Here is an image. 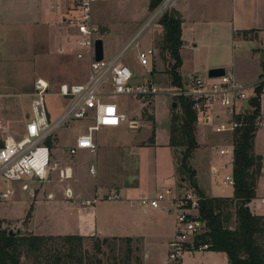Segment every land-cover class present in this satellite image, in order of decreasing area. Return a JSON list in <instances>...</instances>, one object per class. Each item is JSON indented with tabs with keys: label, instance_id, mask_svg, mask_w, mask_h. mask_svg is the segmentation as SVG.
<instances>
[{
	"label": "rangeland",
	"instance_id": "obj_1",
	"mask_svg": "<svg viewBox=\"0 0 264 264\" xmlns=\"http://www.w3.org/2000/svg\"><path fill=\"white\" fill-rule=\"evenodd\" d=\"M96 1L94 19L100 27L98 36L104 41L105 58L113 60L121 51L127 49L123 63L133 70V83L154 82L160 92L150 100L125 96L110 99L123 108L128 123L117 129H102L100 133L107 132L109 136L107 139L111 141L105 152L94 155L84 151L78 152L75 156L65 155L66 147L75 143L74 141L83 133L84 128L92 123L91 120L72 122L66 128L60 129L48 141L52 160L56 162L57 167L50 178L51 183L49 178L46 181L35 180L30 183L28 189H24L28 180L14 181L9 184L0 182L1 191L11 189L15 193L10 199H0V228L2 230L16 232L19 227L16 224L17 219L25 217L23 227L20 229L23 234L33 235L28 232L27 223L31 217L42 221L46 213H51L48 221L52 223L53 221H70L69 213L65 212L64 207L75 203L61 198L64 195L63 188L67 185L76 187L85 185V183H94L98 176H92L89 173L92 160L98 161L97 165L103 161L105 176L109 180L136 186L138 184V189H141L147 197H155L166 191L173 192L174 196L186 195L188 191L197 193L192 189L188 179L185 184L189 190H178L177 187L178 184L183 186L181 180L185 178L182 177L179 170L181 156L171 145L169 126L174 112L180 114L182 106L179 99L171 94L176 88L172 87L168 74L171 59L167 53L160 52L163 36H158V31L153 34L162 15L172 9L171 0L165 1L154 11L148 10L149 0ZM32 9V0H0V21L27 23L29 13H33ZM161 10L163 12L159 16L160 18L155 19L146 30L139 33L150 22L152 16ZM57 21L60 19L58 18ZM53 22L56 23V21ZM67 26L73 28L70 25ZM202 27L200 24L195 27L199 28L198 31L195 30V34L200 38V48L194 52L186 50L182 53L185 67L206 58L223 57L228 61V74L245 87L249 100L253 98L258 83L264 82V79L259 77L262 73L260 57L264 56V50L255 55L252 50L255 49V44L244 42L245 35L242 32L238 34L241 41L233 37L228 22L223 21L222 29L219 28L223 35L215 40L209 39ZM54 29L55 27L52 28V30ZM187 29L189 32L186 31V38L189 39V36L193 35L194 29L190 27ZM47 32L31 25L0 28V95L8 97L0 100V146L3 145V141L7 137H14L16 140L24 138V124L32 116L30 107L33 98L32 92L38 78L49 80L53 92L58 91V86L62 83L82 84L87 78L88 62L78 61L66 49L64 51L59 49L63 45L56 32H50L51 42H44L43 35H46ZM248 37L252 39L259 37L260 39L262 35L252 33L248 34L245 39ZM135 40H137V45L136 42L131 45L130 43ZM149 49H153L155 55L151 57L149 66L142 67L138 62V55L140 51ZM231 66L234 68V73H232ZM206 75L204 73L198 77L204 78ZM174 102H176L177 108H173ZM261 102L254 151L255 154L264 157V93L261 96ZM65 104H67L66 99L55 94L47 95L45 107L49 112L51 122H55L59 118L58 115L65 108ZM242 107L243 102H240L237 108L240 115L251 112L250 107L246 108L244 105L243 110ZM209 109H213V112L208 113L209 120L202 118L198 120L196 138L199 146L194 151L190 163L193 169L200 173L199 183L212 196H233V186L224 185V177L233 174V161L226 170H219L221 165L231 161L233 157L229 155L226 156L227 158H222L218 154L219 148L231 147L234 144L233 134L231 132H216V128L228 121L231 116L228 115L225 108L216 106V108L209 107ZM144 110H146V114H144ZM215 115H219V117L217 118ZM149 118L153 120H149ZM138 143L150 146H137ZM124 144L135 146V149L128 152ZM210 161L212 162L210 163ZM68 166L73 169V178L63 179L60 173ZM213 167L217 168L216 172L213 171ZM262 172L257 185L256 200L250 205L258 215L264 213V205L261 204V199L264 198V162ZM33 188L34 191H31ZM52 189H58L59 195H57V199L48 201L47 193ZM67 190L65 191L66 196L73 198V195L72 197L67 195ZM173 195L169 198L172 199ZM162 205L166 206L169 203ZM169 207L173 211V214L169 216L161 212V209L160 212L157 211L159 215L156 213L144 214L139 211L140 215L138 214L137 219L140 225L136 224V227L131 231V237L140 239H133L131 248L124 238H107L108 241H104V238L88 237L83 240L82 251L79 250L76 257L82 258L81 264H128V261L132 264H145L143 262V245L145 252L149 253V258L145 259L147 264H163L166 246L161 245V247L158 244L162 238L168 237L172 232L177 214L174 204L171 203ZM10 223L14 225L10 226ZM262 240L264 241V238ZM97 246L101 247V252L96 251ZM129 249L132 250L130 259ZM22 252V263L37 264L35 257L29 255L26 248H22ZM183 261L184 264H229L227 254L216 251L186 254ZM71 264H76V262L72 261Z\"/></svg>",
	"mask_w": 264,
	"mask_h": 264
},
{
	"label": "built area",
	"instance_id": "obj_2",
	"mask_svg": "<svg viewBox=\"0 0 264 264\" xmlns=\"http://www.w3.org/2000/svg\"><path fill=\"white\" fill-rule=\"evenodd\" d=\"M72 3V16L69 23L75 26L79 36L75 41L76 57L78 60L88 62L87 78L82 84H61L58 91L53 92L50 83L43 79H37L34 84L33 98L31 100L32 116L26 123V132L22 140L7 137L0 146V182L5 184L14 181H46L49 171L52 169V152L48 140L72 122L92 119L93 125L87 133L76 139V145L68 150L69 155H76L79 151L87 150L90 153L98 151V144L94 141L93 133L103 128H118L127 121V116L121 111L119 105L109 101L110 98L125 96L150 100L160 92L154 82L133 83L134 72L123 63L126 50L113 60L96 61L95 47L99 38L100 27L94 19V7L96 0H69ZM165 10V8H164ZM163 11L155 13L139 33L146 30L150 23L160 18ZM137 40L131 42L133 45ZM130 45V46H131ZM155 55L153 49L140 51L138 62L142 67L150 65L151 57ZM185 86V85H184ZM49 94H55L67 100L66 108L62 115L55 121H50L49 112L45 107V98ZM174 96L191 98L195 104L198 120H209V112H213L216 106L225 108L231 118L216 128L217 133L234 132L244 125L243 120H237L240 114L237 111L240 102L248 101L245 87L238 83L228 72L218 79L206 77L190 78L189 84L184 89H175ZM242 107V110H243ZM217 118L219 115H215ZM221 157L232 155V160L222 166L226 169L234 162V144L231 147L219 148ZM95 166L90 167V173L95 174ZM72 170L61 171L64 179L71 178ZM224 184L234 185V175L224 177ZM28 189V185L24 186ZM11 189L0 190V199H10L14 195ZM173 192L159 193L154 198H141L139 203L144 208L161 209L163 203L171 202L177 209L175 219V234L169 242V251L166 264H184L186 254L206 252L211 244L197 243L199 236L204 233L205 226L199 221V203L201 197L193 191L186 195L174 196ZM67 195L72 197L70 190ZM172 199L169 196H172ZM109 200H119L120 196H107ZM97 199L87 200L85 205L91 206ZM264 205V199H261Z\"/></svg>",
	"mask_w": 264,
	"mask_h": 264
},
{
	"label": "crops",
	"instance_id": "obj_3",
	"mask_svg": "<svg viewBox=\"0 0 264 264\" xmlns=\"http://www.w3.org/2000/svg\"><path fill=\"white\" fill-rule=\"evenodd\" d=\"M34 2L32 0L33 13H29V17H28L29 21L27 23L16 22V21H10V22L0 21V28L11 27L15 25L16 26L31 25L35 28H42L44 29V31L46 32L48 31L46 35L45 34L43 35L44 42H48V41L51 42L52 37L50 32L52 31L56 32L60 37L61 44L63 45L59 49H62L63 51L66 49V51H68L70 54H73L74 57H76L75 41L79 36H77L78 33L76 27L72 26L69 23V17L72 16L73 13L71 7L72 3L69 0H35ZM171 7L172 9L179 12V14L182 16L183 19L182 34H183L184 46L181 49V55L183 60L181 73L185 79L187 78V76L193 78L204 75V73L207 74V71L210 68L224 67L227 69V72L229 69L228 61L224 60L223 57L206 58L203 61H195L194 64L185 67L182 53L186 50H191L194 52V50L199 49L201 46L199 40L200 38L199 36H197V34H195V30L196 29L197 31L199 30V28H195V27H198L199 24L200 26L201 25L203 26L202 30L205 31L208 38L213 40L223 35L222 31L219 30V28L222 29L221 27L223 25V21L228 22L230 24L231 33H233V37L239 39L240 41L242 39L238 37V34H240L242 31H253L254 32L253 34L255 35L257 34L259 36L262 35V37L260 39L259 37L258 39L243 38L244 39L243 41L252 45L255 44V49H252L255 55L261 53L264 50V0H171ZM58 18L60 19V21H57ZM53 21H56V23ZM67 25H70L73 28H69ZM53 27H55L54 30H52ZM188 27L194 29L193 35H190L189 39L186 38V31L189 32L187 29ZM156 28L157 29L153 31V34H155L154 33L155 31H158L159 32L158 36L164 37L165 34L163 31V27L159 24ZM258 43L260 46L257 45ZM262 59H264L263 55H261L260 57V64ZM231 69H232V73H234L233 66H231ZM38 79H43V78L40 77ZM46 81L49 82V80ZM67 84H72V83H67ZM50 87H51V83H50ZM33 92H32V96H33ZM3 96L4 95H0L1 101L2 98H8ZM119 107L121 111L124 113L123 108L120 105ZM65 108L60 113V115H58L59 117L62 115ZM88 119L91 120L92 123L88 125L86 128H84L83 133L80 134L78 137L87 133L88 128L93 125L92 119L90 118ZM27 121L24 124L25 132H26ZM126 123H128V121H126L122 125ZM101 131L93 133L94 141H96V143L98 144V151L96 153H90L87 150L84 151H87L90 154L95 155L108 150V146L110 145L111 141L108 140L109 136L107 132L100 133ZM74 142H75L74 144L66 147L65 155L68 154V150L70 147L76 145L77 141L75 140ZM137 146L146 147L150 145L149 144L146 145L145 143H138ZM124 147L128 150V152L135 149V146L131 147L129 146V144L126 145L124 144ZM84 151H79V152H84ZM211 162L212 161H210V163ZM97 163L98 161L95 162L94 160H92L90 163V167L92 165L95 166L96 172L94 175L90 173V167H89L90 175L98 176V178L94 183H90V184L85 183V185H81V186L79 185L76 187L75 186L73 187L72 185H67V187L63 188L64 195L61 198H64L66 201H71L75 203V204H68L66 205V207H64L65 212L69 213L70 221L68 220L61 222L53 221L52 223L51 221H48L51 216V213L44 214V219L42 221L41 220L37 221L35 217H31V219L27 223L28 225L26 226L29 233L39 236H48V237L51 236L66 237L68 235H74V236H81L85 239L88 237H96L102 239L131 238L132 240L133 239L138 240L140 239L139 237L138 238L131 237L132 235L131 231L134 229V227H136V224L137 225L139 224V221L137 219L139 211L140 213L143 212L144 214H150V213L158 214L157 211L164 212L168 216L173 214V211L170 209L171 207H169L171 205V202H167L169 203V205L163 206L161 210L142 207L139 203V200L141 198H154V197H147L146 194L141 191V189H138L139 188L138 184L136 186L134 184H129V183L126 184L125 182L118 183L115 182L114 180H109V178L105 176L103 161L102 163L99 162V165H97ZM223 165L220 166L219 168L220 171H224L228 168L227 167L226 169L223 170L222 169ZM68 168L72 170V175L70 178L72 179L74 175L73 169L70 166H68L66 169ZM213 168H212L213 171L216 172L217 168L215 167ZM56 170H57L56 162H53V166L49 174L50 183H51L50 178L53 176V173H55ZM196 173H197L198 186L201 189V191H203L206 196L215 197L212 196L209 191L205 190L203 186L199 183L198 177L200 173H198L197 170ZM33 181L35 180L27 182L28 188L30 187V183H32ZM181 183L183 184V186H179L178 184L177 186L178 190L181 189L182 190L185 189V191L189 190L186 188L187 185L185 184V179H182ZM67 188L68 190H70L71 194H73V198H68L66 196L65 191L67 190ZM31 191H34V188ZM58 191H59L58 189L50 190V192L47 193V200L50 201L57 199V195H59ZM115 194L120 196L119 200H109L107 198V196H111V195L114 196ZM225 197H232V196H225ZM94 199H97V201L91 206H87L84 204L85 201L87 200L93 201ZM262 214L264 215V213ZM24 222H25V217L17 219L16 224H18L19 226L17 229L23 227ZM47 222H49V224H47ZM12 225L14 224L10 223V226ZM175 229L176 227L175 225H173V230L169 234V236L162 238L160 244L157 243L159 246L161 245L166 246V251H165L166 253L163 259L164 262L163 264H166L165 261L169 251V242L172 241L174 237ZM142 250H143V262L147 264L145 262L146 261L145 259L149 258V253L145 252L143 245H142Z\"/></svg>",
	"mask_w": 264,
	"mask_h": 264
},
{
	"label": "trees",
	"instance_id": "obj_4",
	"mask_svg": "<svg viewBox=\"0 0 264 264\" xmlns=\"http://www.w3.org/2000/svg\"><path fill=\"white\" fill-rule=\"evenodd\" d=\"M165 1L149 0L148 10L154 11ZM159 24L163 27L165 34L160 52L167 53L171 59L168 72L171 85L176 89H184L186 79L181 73L183 64L181 49L184 46L182 16L176 10L169 9L162 15ZM242 33L247 38L248 34L254 32L242 31ZM260 65L262 67L260 79H264V59ZM263 93L264 82L261 81L255 88V96L248 101L251 112L237 116V120H243L244 125L233 134L235 156L232 197H209L198 186L197 173L190 163L194 151L199 146L196 138L199 121L194 101L188 97L177 96L182 112L180 114L174 112L170 119L171 145L181 156L179 170L185 181L188 179L192 189L201 197L198 207L199 221L205 228L197 243L200 242L203 245L210 243L211 247L207 252L216 251L227 254L229 264H264V241L262 240L264 215L256 214L250 206L256 199L258 181L263 173L264 157L255 154L254 151ZM149 120L153 119L149 118ZM9 232L0 228V264H24L21 262L22 248H26L27 253L35 257L37 264H71L72 261L81 264L82 258L76 257L85 240L81 236L47 237L23 233L19 236H10ZM124 240L131 248L132 239L124 238ZM104 241L108 239L104 238ZM96 251L101 252V247L97 246ZM128 254L130 259L131 249L128 250ZM128 264L132 263L128 261Z\"/></svg>",
	"mask_w": 264,
	"mask_h": 264
},
{
	"label": "water",
	"instance_id": "obj_5",
	"mask_svg": "<svg viewBox=\"0 0 264 264\" xmlns=\"http://www.w3.org/2000/svg\"><path fill=\"white\" fill-rule=\"evenodd\" d=\"M95 54H96V61H102L105 59V53H104V41L100 38L98 39V41L96 42V47H95ZM227 74V69L222 67H218V68H210L207 71V77L209 79H218V78H222V76H225ZM261 76V75H260ZM190 81V77L187 76L186 78V83L185 86H187L189 84ZM245 107L248 108L250 107V102L245 101ZM173 108H177V104L176 102L173 103ZM22 230L20 229H16L15 231L10 230L9 235L10 236H19L21 235Z\"/></svg>",
	"mask_w": 264,
	"mask_h": 264
}]
</instances>
